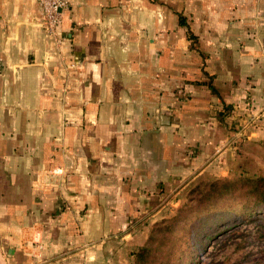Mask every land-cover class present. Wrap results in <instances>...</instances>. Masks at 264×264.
Here are the masks:
<instances>
[{
	"label": "crops",
	"instance_id": "0c3cea01",
	"mask_svg": "<svg viewBox=\"0 0 264 264\" xmlns=\"http://www.w3.org/2000/svg\"><path fill=\"white\" fill-rule=\"evenodd\" d=\"M263 142L264 0H68L54 34L37 0H0L6 254L57 249V221L112 222L162 186L226 176Z\"/></svg>",
	"mask_w": 264,
	"mask_h": 264
},
{
	"label": "rangeland",
	"instance_id": "374dc122",
	"mask_svg": "<svg viewBox=\"0 0 264 264\" xmlns=\"http://www.w3.org/2000/svg\"><path fill=\"white\" fill-rule=\"evenodd\" d=\"M259 145L257 157L245 154L226 176L202 173L162 186L149 205L113 208L119 220L50 222L62 236L53 251L45 248L50 241H36L38 251L8 255L9 232L0 238V264H264V203L241 205L249 198L242 191H264ZM78 211L85 216L84 208Z\"/></svg>",
	"mask_w": 264,
	"mask_h": 264
},
{
	"label": "built area",
	"instance_id": "2783aa9c",
	"mask_svg": "<svg viewBox=\"0 0 264 264\" xmlns=\"http://www.w3.org/2000/svg\"><path fill=\"white\" fill-rule=\"evenodd\" d=\"M37 3L46 32L54 34L59 20L60 9L68 5V0H37Z\"/></svg>",
	"mask_w": 264,
	"mask_h": 264
},
{
	"label": "trees",
	"instance_id": "16d2710c",
	"mask_svg": "<svg viewBox=\"0 0 264 264\" xmlns=\"http://www.w3.org/2000/svg\"><path fill=\"white\" fill-rule=\"evenodd\" d=\"M178 22L181 24V25H185L186 26V34L188 35V37H192L194 38V35L192 34L191 30L187 27V23L184 19L183 16H178ZM248 181V180H247ZM259 187H256V188H252V191L250 190H247V191H242L243 194L247 197H249L248 199L244 200L241 205H246L248 204L250 201V203H264V191L262 189H260ZM243 208V207H242Z\"/></svg>",
	"mask_w": 264,
	"mask_h": 264
}]
</instances>
